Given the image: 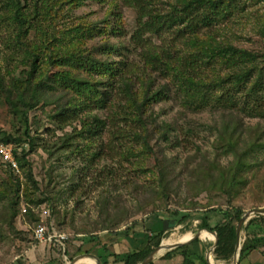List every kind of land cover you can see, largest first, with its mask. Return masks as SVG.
Segmentation results:
<instances>
[{
    "label": "rangeland",
    "instance_id": "obj_1",
    "mask_svg": "<svg viewBox=\"0 0 264 264\" xmlns=\"http://www.w3.org/2000/svg\"><path fill=\"white\" fill-rule=\"evenodd\" d=\"M119 3L123 34H111L117 42V52H112V57L120 59L127 56L131 62H138V55L128 50L132 49L129 45V33L134 27L135 14L131 8L124 6L122 1ZM73 4L75 8L66 12L70 14L75 11V16L71 14L73 18L66 24L65 35L58 36L66 53H70L74 47L80 51L91 47L93 43L86 36L80 38L79 30L85 27L89 18H102L106 8L100 0H74ZM63 7L66 8L65 5ZM85 21L87 22L84 24ZM34 23L35 26L29 28L24 35L28 40L32 33L35 34V30L38 37H42V34L46 37L56 32V27L47 28L46 22L33 21ZM14 30L12 19L6 17L0 9V73L6 84L12 77H25L21 73L24 72L22 69L27 60V53L24 52V46H16L12 41ZM171 33L166 32L161 37L172 39ZM197 34L205 41H208L207 35L212 36L216 49L221 45H232L246 52L241 56H257L248 57L249 59L230 57L228 65L221 57H214L215 62L207 59L196 61L195 68L203 75V79L209 75L212 81L219 84L217 87H211L213 95L209 101L213 106H206L201 110L200 107L198 110H189L186 106L184 108L180 105L178 96L176 99L173 97L174 90L171 88L170 92L167 91L171 99L155 101L149 114L156 120L155 125H159L163 119L176 122L174 135L170 136L169 142H165L155 125L148 124L145 141L149 142L150 150L143 153L139 152L142 146L137 148L133 141V115L126 118L122 111L121 115L110 118L108 108V112L94 110V106L88 104L89 100H86L87 108L81 111L85 123L92 121L91 113H102L100 116L107 118V123L114 122L113 128H110L108 123L106 129L98 130V135L84 138L82 134L74 132V129L79 132L83 125L76 123L74 128L65 129L71 131V144L60 138L63 132L55 129V125L50 121V114L57 107L70 103L79 104L83 95L89 93L85 92L88 87L83 82H78V91L70 86H63L58 76H54L55 83L51 84L53 86L49 90L53 96L51 99L57 100L56 105L52 102L41 109L39 103L27 113L30 122L29 134L33 137V144H29L24 140L26 137L23 135V117L6 100L5 86L2 85L0 131L21 137L18 148L23 149L36 185L28 179L29 172L25 165L20 173H13L0 162V264H28L27 253L29 254V249L38 242L33 237L32 228L42 220L39 215L40 206L50 209V216L43 219L47 228L51 230L49 227L54 225L60 229L57 231L68 235L64 244L72 239L78 241L90 234L99 237L117 230L125 231L127 227L129 231L143 229L142 219H147L153 212L166 214L174 210L192 213L185 225L191 230L189 234H194L198 230V219L204 208H227L224 203L227 201V194L215 179L220 172L218 168L231 165L230 161L235 155L228 146V133L224 134V131L220 130L222 125L229 122V110L223 112L221 107H229L234 114L231 120L242 123L245 140H254L255 135H259L264 144V112L257 113L259 109L264 111V0L225 1L222 15L211 26L201 27ZM150 38L153 43L161 44L157 36ZM240 67L242 70L247 69L246 77L240 73ZM64 69H67V66L64 68L55 65L51 73ZM88 71L87 68H71L69 76L75 79V75L82 79L79 75L92 73ZM78 72L79 75L76 74ZM239 76L244 79L238 81ZM151 78L152 90L165 83L161 76L156 77L153 74ZM67 81L72 83L71 79ZM253 82L257 86L255 90L259 89L258 95L249 93ZM121 104L122 102H119V107ZM115 132L117 135L113 134ZM241 144L240 142L239 145ZM129 148H133L132 154H129ZM259 158L264 162V150L259 152ZM160 163L165 164L166 170L169 171L168 179L171 180V190L165 194L158 182L157 166ZM259 170L257 178L250 184H239L238 191L232 196L229 195L232 199L231 205L241 207L244 212L264 208V165ZM37 201L41 203L37 204ZM23 207L27 212L33 208L37 210L34 212L36 217L27 215V212L23 213ZM12 213H15V216L10 225L8 219ZM135 221L136 226L131 228ZM181 235L176 227L162 241L173 243L178 241ZM185 236L187 238L188 234ZM208 237H211V233ZM48 246L45 245L46 249L51 247L54 252L58 251ZM212 246L213 244L205 246L204 252L215 264L219 260L214 257ZM166 251L167 249L160 250L162 254ZM160 252L156 254L155 259L157 263H164V254L158 256ZM136 262L137 260H132L131 264Z\"/></svg>",
    "mask_w": 264,
    "mask_h": 264
},
{
    "label": "trees",
    "instance_id": "obj_2",
    "mask_svg": "<svg viewBox=\"0 0 264 264\" xmlns=\"http://www.w3.org/2000/svg\"><path fill=\"white\" fill-rule=\"evenodd\" d=\"M100 1L106 6L103 17L100 19L89 18L85 27L79 30L80 38L86 36L93 44L88 50L81 49L80 51L74 47L70 53H66L67 51H63L65 48L58 36L65 35L67 31L66 24L68 25L72 20V15L75 16V11L70 14L66 12L73 9L74 0H0V9L15 24L13 32L15 36L12 41L16 46H24V52L27 53V60L24 64L25 69L23 67L22 71L24 72L21 73L25 77L17 79L10 77V82L6 84L0 73V88H2V85L5 86L4 96L6 92V100L23 117V123L25 124L23 135L26 137L24 140H27L29 144H33V137L29 134L30 122L27 113L36 108L39 103H41V109L52 102L56 105L55 101L57 100L51 99L53 96L52 93H49L50 88L53 86L51 84L55 83L54 76L60 78L63 86H70L78 91L80 90L77 89L78 82H83L88 87L85 92L89 93L83 95L79 104L70 103L57 107L50 114L49 118L55 125V129L63 132L60 138H64L65 141L71 144L73 141L71 131H65V129L74 128L76 123H82L83 125L79 132L75 129L74 132L79 133V135L82 134L84 138H92L99 134L98 130L108 127L107 118L100 116L102 113H91L92 121L85 123L81 111L87 108L86 100H89L90 103L88 104L94 106V110L108 112L106 110L108 108L111 113H109L110 118L121 115L122 111H124L123 115L126 118L133 115L132 118L135 121L132 131L133 141L137 148L142 146L139 152L143 153L150 150L148 148L149 142L145 141L148 124L152 126L157 123L154 117L150 115L151 113L149 114L153 109L152 104L155 101L171 99L167 94V91L170 92L171 88L174 90L173 97L176 99L178 96L182 107L186 106L189 110H198L200 107L199 110H201L206 106H213L209 101L213 95L211 87H217L219 84L212 81L209 75H206L208 78L203 79V75L195 68L196 61H204L205 59L214 61V57H221V60H225L228 65L230 57L236 59L242 57L253 58L255 55L246 54L241 56L246 52L232 45H221L216 49L212 36L207 35L208 41L198 36L197 33L201 27L211 26L222 15L227 0ZM121 1L124 6L131 8L135 14L134 27L129 33V45L132 49L128 50L138 55V62H135V60L131 62L127 56L120 59L112 57V52H117V42L113 40L111 34L115 36H122L123 34L122 13L119 3ZM163 6L166 8H163ZM33 21L46 22L48 24L47 28L56 27V32L49 34L50 37H44L43 34L42 37H38L35 30V34L32 33L31 38L28 40L24 35L29 31V28L35 26L36 23L33 24ZM166 32L173 35L172 39L166 40L161 37ZM150 36H157L161 44L153 43ZM118 38L116 37V39ZM55 65L64 68L67 66V69L51 73ZM75 67L87 68L89 69L88 72L92 73L79 75L78 72L76 74L82 79H78L75 75V79H73L69 76V69ZM94 72L95 74H93ZM240 73L246 77L247 69L242 70L240 67ZM153 74L156 77L161 76L165 80V83L155 90L151 89V76ZM67 79H71L72 83H69ZM242 79H244L243 76L237 78L238 81ZM256 87V83L253 82L249 93L258 95L259 89L255 90ZM119 102H122L121 107H119ZM114 103H116V108H114ZM210 108L214 110L213 107ZM221 110L223 112L229 110V122L222 125L220 130L222 129L224 134L228 133L230 140L228 146L235 155L234 159L230 161L231 165L218 168L220 172L217 179H215V182L227 194V201L224 202L227 208L222 209L221 206L219 208L210 206L204 208L200 213V222L197 227L198 229L208 228L216 231L217 243L213 250L214 257L216 260L230 261L235 250L237 223L244 210L234 204L231 205L232 199L229 195L232 196L238 191L239 184L245 185L246 182L250 184L252 180L257 178V172L264 165L263 160L259 158V152L264 150V144L261 142L262 137L259 135H255L254 140H245L242 123L231 120L234 114L229 107L223 106ZM263 112L262 109L257 111L260 114ZM122 120L126 121L125 119ZM113 123V121H110V128ZM175 124L176 122L163 119L159 125H155L158 132H160V137L165 142H169L170 136L174 135ZM113 134L117 135V132ZM120 135L122 136V134ZM0 141L13 143L19 149L18 144L22 139L0 131ZM240 142L241 145H239ZM129 149V154H132L133 148ZM25 157L23 149H19L16 159L20 170H23V165H25L29 172L28 179L36 185L31 174L30 165ZM1 164L3 163L1 162ZM157 168L159 186L165 194L166 191L171 190V180L168 179L169 171L166 170L165 164L160 163ZM12 172L14 173L13 170ZM39 203L41 201H37V204ZM34 212L29 209L27 215L36 217ZM12 214L11 218L8 219L11 222L10 225L15 216V213ZM191 215L190 211L186 212L184 210H174L166 214L153 212L150 216H154V221L149 227L145 225L146 218L142 219V226H144L142 230L149 234L144 248H135L129 252L117 254L108 250L106 245H100V247L95 246L83 250V252L97 254L101 264H108L109 259L113 263L131 264L132 260H137L136 263H139L160 244L163 238L168 236V233L174 227L185 225ZM217 215L220 216L219 220L211 225V216L216 217ZM257 222L264 225V215L255 214L247 221L244 227L245 230ZM133 224L134 226H131V228L136 226L137 221ZM53 226L49 228L53 231L60 230L57 226ZM127 230L128 227L125 231L127 232ZM117 231L114 233H117ZM97 237L93 234L85 235L79 241L84 244L85 242L94 241ZM254 238L250 239L252 243L247 240L242 244L239 251L240 258L245 252L256 248ZM199 242L201 241L196 238L190 244L166 251L162 259L168 260L180 255L182 258L181 264H194L195 261H198L199 264H207L204 252L205 246L212 244V242L207 241L198 252L191 249L190 245L199 244ZM82 244L79 251H82ZM51 246L59 252L62 251L59 244L54 243ZM99 249L102 250V253L99 252ZM148 264L153 263L149 262Z\"/></svg>",
    "mask_w": 264,
    "mask_h": 264
},
{
    "label": "crops",
    "instance_id": "obj_3",
    "mask_svg": "<svg viewBox=\"0 0 264 264\" xmlns=\"http://www.w3.org/2000/svg\"><path fill=\"white\" fill-rule=\"evenodd\" d=\"M262 215H264V214H262ZM219 217L220 216H218V215L216 217L211 216L210 224L214 225L219 220ZM252 217L253 216H250L247 219H245L241 225L240 242H239V249L237 251V259L234 260V254H233V260H230V261L219 260L215 264H264V225L257 222L255 224H253L252 226H249L247 230H245V228H244L247 224V221ZM198 220L200 222V216H199ZM153 221H154V216H149L145 220V225H147V227H149L153 223ZM185 224H187V222ZM176 227L178 228L179 234H182L178 241L183 240L184 239L183 236H185L186 234H189L190 233L189 231H191L187 228L186 225H177ZM176 227H174V228H176ZM200 229H203V228H200ZM148 235L149 234H147L142 229H131L130 231L127 230V232L126 231H122V232L117 231V233L100 235L99 237H97L92 242H85L84 243L85 245L82 244V242L79 240L77 241L76 239H72L68 243L66 242V244H63V246H61V249H62L61 252H59V251L54 252L52 249H50L51 248L50 244L42 243V242L38 241L37 244H34L29 249V254L27 253V256H26L28 258L27 263L28 264H68V262H70L71 260H76L74 264H96L94 258H91L90 256H86L85 254H87V252H83V250H86L87 248L90 249V248L95 247V246L100 247V245H106L108 250H110L114 253H117V254L126 253V252H129L130 250L135 249V248H139V249L144 248L147 244V236ZM192 235L193 234H189V237H191ZM252 237H255L254 240H256V243H255L256 248L245 252L240 258L239 257V251L242 247V244L247 240L250 241V239ZM198 239L201 241V242H199V244L190 245L191 249L196 250L197 252L199 249H201V246L205 245V243L207 241H210V239L212 240V244H214L213 235L211 237H208V235H204L202 237V235H200V237ZM162 240H161V242H163ZM250 242L252 243V241H250ZM190 243H188V244H190ZM81 244H82V246H81L82 251H79V247ZM45 245H50V246H48L50 248L46 249ZM41 249H42V251H41ZM167 251H169V250H167ZM99 252L102 253V250L99 249ZM234 252H235V250H234ZM88 254H92V255H95L98 257L97 254L92 253V252H89ZM156 254L153 257V259L151 260V262L153 264H181V262H182L181 256L177 255L176 257H174L172 259L164 260V263H161V262L157 263V261H156L157 259H155ZM163 254L160 252L158 256H162ZM207 255L208 254H205L206 262H207ZM44 258H47V259L44 260ZM209 258H210V256H209ZM23 259H25V255H23ZM89 261H90V263H89ZM109 261L110 262L108 264H121V263H113V262H111V259H109ZM213 262L214 261L212 260V263ZM138 264H140V263H138ZM194 264H199V263H198V261H195Z\"/></svg>",
    "mask_w": 264,
    "mask_h": 264
},
{
    "label": "built area",
    "instance_id": "obj_4",
    "mask_svg": "<svg viewBox=\"0 0 264 264\" xmlns=\"http://www.w3.org/2000/svg\"><path fill=\"white\" fill-rule=\"evenodd\" d=\"M18 151L19 149H17L13 143L0 141V161L15 173H20V167L16 159ZM40 207L39 215L42 220L39 223H36L32 228L34 239L39 242L50 244L57 243L63 246L68 235L64 232L49 230L43 222V219L50 216V210L44 206ZM32 210L37 211L34 208ZM22 211L23 213H26L27 209L23 207Z\"/></svg>",
    "mask_w": 264,
    "mask_h": 264
},
{
    "label": "water",
    "instance_id": "obj_5",
    "mask_svg": "<svg viewBox=\"0 0 264 264\" xmlns=\"http://www.w3.org/2000/svg\"><path fill=\"white\" fill-rule=\"evenodd\" d=\"M255 214H264V208H257V209H253L247 212H244L240 218V220L238 221L237 227H236V244H235V252H234V260L237 259V251L239 249V242H240V230H241V225L243 223V221L245 219H247L250 216H254ZM202 230L211 233L213 235L214 238V244L212 246V250L215 248L216 243H217V234L216 231L208 229V228H203V229H199L195 234H193L191 237L187 238V239H183L168 245H164L162 242L156 246L141 262L140 264H148L149 262H151V260L153 259V257L155 256L156 253H158L160 250L163 249H167V250H171L174 249L178 246L181 245H185L190 243L192 240L199 238L201 235ZM86 256H90L91 258H94L95 263L96 264H101L98 257L92 254H85ZM76 260H71L70 262H68V264H74ZM207 263L208 264H213L209 258V255H207Z\"/></svg>",
    "mask_w": 264,
    "mask_h": 264
},
{
    "label": "bare ground",
    "instance_id": "obj_6",
    "mask_svg": "<svg viewBox=\"0 0 264 264\" xmlns=\"http://www.w3.org/2000/svg\"><path fill=\"white\" fill-rule=\"evenodd\" d=\"M201 235L202 236H204V235H209L206 231H204V230H202V232H201ZM212 236V235H211ZM183 238L184 239H186V236H183ZM174 242V241H173ZM176 242V241H175ZM163 243V242H162ZM164 245H168V244H170L169 242H167V241H164V243H163ZM211 260V262H212V259H210ZM80 261V260H79ZM91 261V260H90ZM90 261H89V263H90Z\"/></svg>",
    "mask_w": 264,
    "mask_h": 264
}]
</instances>
